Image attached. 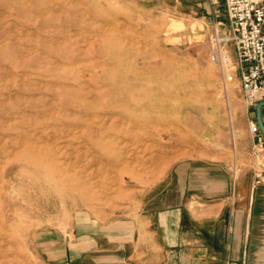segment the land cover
Returning <instances> with one entry per match:
<instances>
[{
	"label": "rangeland",
	"instance_id": "374dc122",
	"mask_svg": "<svg viewBox=\"0 0 264 264\" xmlns=\"http://www.w3.org/2000/svg\"><path fill=\"white\" fill-rule=\"evenodd\" d=\"M165 6L0 0V264H64L81 231L141 225L210 163L255 160V108L222 83L209 38L172 33ZM191 195L201 218L210 202Z\"/></svg>",
	"mask_w": 264,
	"mask_h": 264
},
{
	"label": "crops",
	"instance_id": "0c3cea01",
	"mask_svg": "<svg viewBox=\"0 0 264 264\" xmlns=\"http://www.w3.org/2000/svg\"><path fill=\"white\" fill-rule=\"evenodd\" d=\"M165 3L176 17L170 27L174 35L189 31L209 38L213 8L208 0ZM241 157L237 173L231 164L210 163V176L193 174L189 186L167 191L152 220L81 231L66 244L64 264H182L177 261L181 253H187L188 264H264V186L255 185L256 160L249 153ZM190 194L210 202L201 218L183 208Z\"/></svg>",
	"mask_w": 264,
	"mask_h": 264
},
{
	"label": "built area",
	"instance_id": "2783aa9c",
	"mask_svg": "<svg viewBox=\"0 0 264 264\" xmlns=\"http://www.w3.org/2000/svg\"><path fill=\"white\" fill-rule=\"evenodd\" d=\"M211 16L209 61L225 86L237 83L249 108L264 102V0H208ZM258 165L255 185L264 186V135L250 123Z\"/></svg>",
	"mask_w": 264,
	"mask_h": 264
},
{
	"label": "bare ground",
	"instance_id": "6f19581e",
	"mask_svg": "<svg viewBox=\"0 0 264 264\" xmlns=\"http://www.w3.org/2000/svg\"><path fill=\"white\" fill-rule=\"evenodd\" d=\"M80 119H81V118H80ZM80 119H79V120H80ZM85 121H86V120H85ZM66 124H67V123H66ZM74 125H77V124H74V123H72V124H67V130H69V131H71V130H73V129L75 130V128H71V127L74 126ZM90 125L94 126V122L90 121V123L87 124L88 128H90ZM74 132H75V131H74ZM31 137H32V136H31ZM83 138H85V140H87V141H89V140L91 141V139H92V134L87 135V136H85V137H83ZM94 144L97 145V142H94ZM18 145L21 146V142H18ZM97 146H98V145H97ZM5 153H6V152H5ZM32 156H33V155H31V156H27V157L24 158V159H21V158H20V159H17L16 161H24V163H26V164H29V163L31 164V163L34 161V160H33L34 158H33ZM9 158H10V157H9ZM8 165H9V163H7L6 166L3 168L4 172L7 171L8 167H9ZM4 172H3V173H4ZM65 175H66V174H65ZM4 218H5V219L2 221V223H3L2 225L5 226L6 223H7V220H6V219H7V216H4Z\"/></svg>",
	"mask_w": 264,
	"mask_h": 264
},
{
	"label": "water",
	"instance_id": "95a60500",
	"mask_svg": "<svg viewBox=\"0 0 264 264\" xmlns=\"http://www.w3.org/2000/svg\"><path fill=\"white\" fill-rule=\"evenodd\" d=\"M264 102H261L256 107V120L260 127L262 134L264 135V119H263Z\"/></svg>",
	"mask_w": 264,
	"mask_h": 264
}]
</instances>
